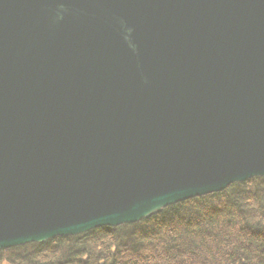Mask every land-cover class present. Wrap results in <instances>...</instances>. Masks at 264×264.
<instances>
[{"label":"water","instance_id":"95a60500","mask_svg":"<svg viewBox=\"0 0 264 264\" xmlns=\"http://www.w3.org/2000/svg\"><path fill=\"white\" fill-rule=\"evenodd\" d=\"M264 176V0H0V250Z\"/></svg>","mask_w":264,"mask_h":264},{"label":"trees","instance_id":"16d2710c","mask_svg":"<svg viewBox=\"0 0 264 264\" xmlns=\"http://www.w3.org/2000/svg\"><path fill=\"white\" fill-rule=\"evenodd\" d=\"M0 264H264V176L134 223L1 249Z\"/></svg>","mask_w":264,"mask_h":264}]
</instances>
